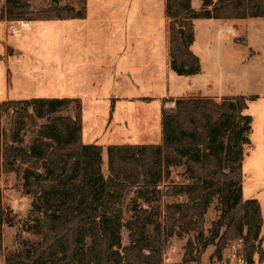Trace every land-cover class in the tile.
<instances>
[{
    "label": "trees",
    "instance_id": "trees-1",
    "mask_svg": "<svg viewBox=\"0 0 264 264\" xmlns=\"http://www.w3.org/2000/svg\"><path fill=\"white\" fill-rule=\"evenodd\" d=\"M30 0H5L0 19L8 22L66 21L86 18V0L79 8L59 6L32 11ZM165 0L170 69L179 76L200 72L190 51L196 19L264 18V0ZM148 100V99H145ZM244 97H188L161 109L158 145H85L78 99L36 98L0 102V177L14 172L26 195L35 197L27 230L38 242L17 240L24 251L7 264H163L169 238L193 232L183 262L200 263L208 246L216 254L240 240L245 264H264V217L257 200L242 199V161L249 143L250 117ZM106 152V173L102 153ZM183 168L188 181L167 188L166 196L184 197L162 209L138 208L123 221L119 204L134 188L150 205L170 167ZM216 199L219 217L204 235V216ZM5 210L0 190L1 225ZM158 218L159 223L154 219ZM122 229L129 243L121 245Z\"/></svg>",
    "mask_w": 264,
    "mask_h": 264
},
{
    "label": "rangeland",
    "instance_id": "rangeland-1",
    "mask_svg": "<svg viewBox=\"0 0 264 264\" xmlns=\"http://www.w3.org/2000/svg\"><path fill=\"white\" fill-rule=\"evenodd\" d=\"M54 1L30 0L29 4L32 11H37L48 8ZM58 5L78 9L79 0L60 1ZM4 6L5 0H0V13ZM87 10V22L79 20L76 25H69V21H35L30 22L29 27L27 23L0 19V102L33 98L78 99L82 109L83 144L109 146L159 143L160 132L156 136L152 135L158 110L153 102L149 105L135 103L131 111L132 119L136 122L134 138L143 136L136 131L141 116L147 120V144H139L132 139L122 141L116 134H122L123 131L120 127H113V124L108 125V121L113 108V96H120L114 94L118 78L120 83L123 79L130 81V78L141 77L142 80L136 82L138 87L136 90L134 87L133 92L135 96L149 97L147 103L159 93L156 81L152 80L153 73L148 71L144 59L127 52L131 50V42L144 43L150 39L159 41L162 32V0H86ZM217 23L212 29L198 27L195 50L212 86V94L246 99L247 107L243 114L250 117L251 121L249 143L243 150L242 199L257 200L264 217V18ZM230 27L234 33L228 32ZM146 32L151 35L147 36ZM68 41H71V49L67 54ZM102 42L107 43L105 46H108L109 51L117 47L120 54L109 65L111 73L103 71L96 74L95 64L81 62L84 58L82 51L85 44L89 47ZM158 62L162 64L161 60ZM174 76L177 77V74ZM119 103L114 122H123L128 117L124 104L122 101ZM158 114L160 116L159 111ZM102 159L103 171L106 173L105 151ZM187 183L183 168L170 167V176L158 185L150 205L137 199L132 188L119 204L123 221L131 219L135 209H162L169 203L183 201L184 197L166 196V191L172 185ZM0 190L5 210L1 225L3 248L0 251V264H7L10 256L24 251L17 240L18 236L22 240L39 241L38 236L27 230L36 216L32 206L36 200L24 193L22 181L14 172L0 177ZM219 215L217 201L214 199L204 216L205 236ZM154 221L160 222L158 218ZM261 237V248L264 250V229ZM187 240H194L193 232L188 231L180 238H169L163 264H186L183 256ZM128 243V232L122 229L121 245L126 246ZM242 254L240 240L228 243L221 254H216L214 246H208L199 264H245Z\"/></svg>",
    "mask_w": 264,
    "mask_h": 264
},
{
    "label": "crops",
    "instance_id": "crops-1",
    "mask_svg": "<svg viewBox=\"0 0 264 264\" xmlns=\"http://www.w3.org/2000/svg\"><path fill=\"white\" fill-rule=\"evenodd\" d=\"M200 6H201L200 0H194L191 3L192 9H194L195 11H198L200 9ZM164 10H165V0H162V13H163L162 32L159 34V41L156 42L155 40L150 39L149 41H146L144 43H140L138 41L131 42L130 43L131 50L130 52H127L133 55L134 57L139 56L140 58L142 57L141 59H144L148 71H151L153 73L152 80L156 81L155 85L158 88L159 93L154 95L153 98H150L152 99V101L147 103V100L145 99H149V97L146 96L143 97L139 95L135 96L133 92L134 87L135 90L138 87L136 85V82L142 80L141 77H137V78L134 77V79L130 78V81L123 79L120 83H119L120 78H118L115 84L116 89L114 94L115 95L119 94L120 96L119 97L113 96V101H112L113 108L109 117L108 125L113 124V127H120V130L123 131V133L119 134L120 133L119 132L116 135L118 136L119 139H122V141L125 142L132 139V141L138 142L139 144L140 143L147 144L149 141L148 140L149 131L145 129V122L147 120L144 116H141V118L139 119L140 124L136 129V131L143 136L136 138H134L133 136V130L135 128L136 122L134 121V119H132L131 111L134 109L135 103L139 102L145 105H149L152 104L153 102V104H155V106L157 107L158 110L155 113L154 132H152V135L155 134L156 136L159 134V132L161 134V109L163 107L172 108L174 106L175 100L181 98H188V97H203V98L214 99L215 101L219 102L221 101L222 98H226L222 94H215V93L212 94L210 92L212 90V86L209 83V80H207V77L205 76V71L202 66L201 58L198 56L195 50L198 27H204L205 29H212L217 26L216 24H218L217 23L218 21H225V20L196 19L192 21L194 40L190 46V51L199 59L200 72L196 75H191V76L177 75V77H175L174 76L175 73L170 69L169 32H168V24L164 14ZM88 18H89V12L87 10L86 18L81 21L87 22ZM66 21H69L68 23L69 25H76V21L79 20H66ZM27 24L29 27H31L30 22H27ZM233 27H237V26H233ZM144 29L145 28H143V31ZM233 31L234 29L231 27L230 29H228L229 33H234ZM146 34L147 36L151 35L149 32H146ZM105 45H107V43L102 42L96 46L88 47L86 44L83 46L84 51H82V55H84V58L81 60V62H85L88 64H95L97 66L95 70L96 74L97 73L99 74L103 71L107 73H111V67L109 65L112 64L113 61L116 59V56L120 54V52L117 50V47H113V50L109 51L107 49L108 46ZM70 49H71V41H68L67 54L70 53ZM159 60L162 61V64H159L158 62ZM179 85L182 87L180 88ZM120 101H122V104H124L127 112L126 115L128 117H126V119L123 122H114V115L116 113L117 105L120 104L119 103ZM158 111L160 113V116L158 114ZM160 142H161V135L159 138V143L154 145H158L160 144ZM123 144H129V143H123ZM101 147L105 149L107 146H101Z\"/></svg>",
    "mask_w": 264,
    "mask_h": 264
},
{
    "label": "built area",
    "instance_id": "built-area-1",
    "mask_svg": "<svg viewBox=\"0 0 264 264\" xmlns=\"http://www.w3.org/2000/svg\"><path fill=\"white\" fill-rule=\"evenodd\" d=\"M239 261L242 263L241 259H239Z\"/></svg>",
    "mask_w": 264,
    "mask_h": 264
}]
</instances>
